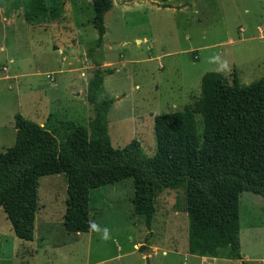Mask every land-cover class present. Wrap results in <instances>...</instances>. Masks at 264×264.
<instances>
[{"label": "rangeland", "instance_id": "374dc122", "mask_svg": "<svg viewBox=\"0 0 264 264\" xmlns=\"http://www.w3.org/2000/svg\"><path fill=\"white\" fill-rule=\"evenodd\" d=\"M92 18L91 0H67L61 18L30 25L21 0H0V152L14 144L17 114L42 127L49 114L89 127L94 62L113 70L100 95L115 100L113 148L136 140L147 157L156 150L152 116L190 111L202 138L206 73L239 86L264 77V0H113L91 58ZM66 197L62 174L39 179L32 242L15 237L0 209V264H240L229 250L217 258L188 252L183 188L158 195L150 229L133 212L132 180L91 192L89 233L64 231ZM238 214L242 261L264 264V199L241 193Z\"/></svg>", "mask_w": 264, "mask_h": 264}, {"label": "trees", "instance_id": "16d2710c", "mask_svg": "<svg viewBox=\"0 0 264 264\" xmlns=\"http://www.w3.org/2000/svg\"><path fill=\"white\" fill-rule=\"evenodd\" d=\"M67 0H21L30 25L61 18ZM92 26L98 38L92 58L103 43L105 15L113 0H91ZM167 7V5H163ZM95 69L86 86L93 118L89 127L49 114L42 127L21 115L14 117L15 141L0 152V209L15 237L32 242L39 210V179L62 174L66 182L62 227L67 233L91 231V192L132 180V206L150 229L155 200L163 190H185L188 252L217 258L221 250L242 261L239 252V196L249 192L264 199V77L239 86L218 73L201 79L203 133L197 134L190 111L156 115V150L147 157L133 140L114 149L107 116L114 103L105 96L104 79L112 69Z\"/></svg>", "mask_w": 264, "mask_h": 264}, {"label": "crops", "instance_id": "0c3cea01", "mask_svg": "<svg viewBox=\"0 0 264 264\" xmlns=\"http://www.w3.org/2000/svg\"><path fill=\"white\" fill-rule=\"evenodd\" d=\"M52 23V22H51ZM47 25V24H46ZM66 101H70V100H66ZM154 117L152 116V119H153ZM107 119H108V116H107ZM108 121V120H107Z\"/></svg>", "mask_w": 264, "mask_h": 264}, {"label": "clouds", "instance_id": "9594fccd", "mask_svg": "<svg viewBox=\"0 0 264 264\" xmlns=\"http://www.w3.org/2000/svg\"><path fill=\"white\" fill-rule=\"evenodd\" d=\"M91 227H92L93 229L95 228L94 225H92ZM105 238H106V236H105Z\"/></svg>", "mask_w": 264, "mask_h": 264}, {"label": "water", "instance_id": "95a60500", "mask_svg": "<svg viewBox=\"0 0 264 264\" xmlns=\"http://www.w3.org/2000/svg\"><path fill=\"white\" fill-rule=\"evenodd\" d=\"M146 264H149V263H148V259H146Z\"/></svg>", "mask_w": 264, "mask_h": 264}]
</instances>
